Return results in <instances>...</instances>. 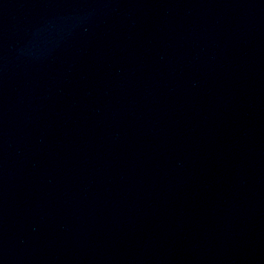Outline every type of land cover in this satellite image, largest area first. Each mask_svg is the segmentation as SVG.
<instances>
[{"label": "water", "instance_id": "water-1", "mask_svg": "<svg viewBox=\"0 0 264 264\" xmlns=\"http://www.w3.org/2000/svg\"><path fill=\"white\" fill-rule=\"evenodd\" d=\"M0 264H264V0H0Z\"/></svg>", "mask_w": 264, "mask_h": 264}]
</instances>
